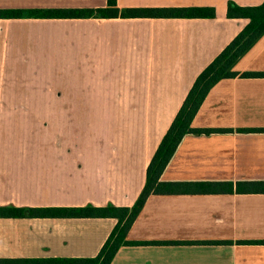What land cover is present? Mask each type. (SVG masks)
Here are the masks:
<instances>
[{
	"label": "crops",
	"instance_id": "1",
	"mask_svg": "<svg viewBox=\"0 0 264 264\" xmlns=\"http://www.w3.org/2000/svg\"><path fill=\"white\" fill-rule=\"evenodd\" d=\"M117 0L120 10L213 7L215 18L0 19V208L132 207L199 74L248 23L228 3ZM108 0H0V10ZM264 73V37L236 65ZM163 182H264V78L209 93ZM111 218L0 217V264L95 258ZM112 264H264V193L152 195ZM157 243V244H153Z\"/></svg>",
	"mask_w": 264,
	"mask_h": 264
},
{
	"label": "trees",
	"instance_id": "2",
	"mask_svg": "<svg viewBox=\"0 0 264 264\" xmlns=\"http://www.w3.org/2000/svg\"><path fill=\"white\" fill-rule=\"evenodd\" d=\"M103 18H215L213 7L125 9L120 10L117 0H108L104 9H36L0 10V19H81L93 16ZM230 19H246L248 23L233 41L196 78L179 113L162 139L147 170L145 187L132 207L108 205L65 208H0V217L22 218H111L117 225L95 258L29 260L25 264H112L123 246H140L146 243L127 240L136 219L152 195H197L222 193H264V182H163L162 174L174 156L183 138L188 135H211L227 132L222 129L194 128L193 121L211 90L221 81L240 78H264V73H239L236 65L264 37V2L258 6H240L228 3ZM157 244V243H153Z\"/></svg>",
	"mask_w": 264,
	"mask_h": 264
}]
</instances>
